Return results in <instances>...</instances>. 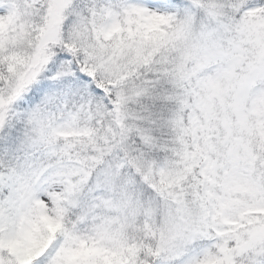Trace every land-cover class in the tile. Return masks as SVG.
Masks as SVG:
<instances>
[{"label":"snow or ice","instance_id":"6c2138e0","mask_svg":"<svg viewBox=\"0 0 264 264\" xmlns=\"http://www.w3.org/2000/svg\"><path fill=\"white\" fill-rule=\"evenodd\" d=\"M0 264H264V0H0Z\"/></svg>","mask_w":264,"mask_h":264}]
</instances>
